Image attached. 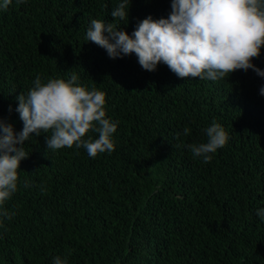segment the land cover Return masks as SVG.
<instances>
[{"label": "trees", "instance_id": "1", "mask_svg": "<svg viewBox=\"0 0 264 264\" xmlns=\"http://www.w3.org/2000/svg\"><path fill=\"white\" fill-rule=\"evenodd\" d=\"M118 3L12 0L0 10V119L19 132L16 96L37 74L46 82L75 72L105 93L117 124L115 150L95 158L75 145L47 149L45 133L24 142L0 264H264V78L251 69L180 78L163 63L142 69L134 53L109 58L85 40L92 19L131 34L171 11L170 0H131L124 24L111 17ZM252 62L264 69V46ZM213 122L229 139L203 163L186 145L206 142Z\"/></svg>", "mask_w": 264, "mask_h": 264}, {"label": "clouds", "instance_id": "2", "mask_svg": "<svg viewBox=\"0 0 264 264\" xmlns=\"http://www.w3.org/2000/svg\"><path fill=\"white\" fill-rule=\"evenodd\" d=\"M11 3L2 0L0 10H7ZM130 4L131 0H119L111 17L126 24ZM170 7L167 17L153 19L149 15L131 34L120 27L121 23L92 19L85 40L103 48L112 59L134 53L142 69L150 72L163 63L180 78L215 82L236 70L249 69L264 78V69L252 62L264 46V0H170ZM78 81L75 72L67 80L48 78L46 82L37 74L27 94L16 96L15 110L23 122L22 129L15 132L10 123L0 119V226L14 215L4 205L17 191L20 162L30 154L24 142L30 141L32 134H47V149L75 145L92 158L115 150L111 137L117 124L106 118L105 93L96 88L88 90ZM259 92L264 95V86ZM89 133L98 136L94 139ZM189 133L185 127L176 136ZM204 134L206 142L186 147L194 157L210 163L212 154L226 145L229 135L216 122L204 129ZM256 215L264 220V208L257 209ZM53 264H67V258L55 256Z\"/></svg>", "mask_w": 264, "mask_h": 264}]
</instances>
